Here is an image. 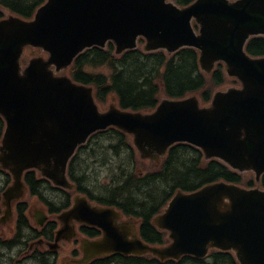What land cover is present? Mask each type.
I'll use <instances>...</instances> for the list:
<instances>
[{
	"label": "water",
	"instance_id": "95a60500",
	"mask_svg": "<svg viewBox=\"0 0 264 264\" xmlns=\"http://www.w3.org/2000/svg\"><path fill=\"white\" fill-rule=\"evenodd\" d=\"M166 0H47L26 22L18 17L0 21V115L7 128L0 146V166L13 175L5 193L7 221L11 201L25 190L23 173L37 169L56 185L70 187L67 165L79 145L100 129L115 126L134 135L142 158L165 156L176 143L200 148L206 159L218 158L233 170L264 174V58L245 52L251 36L264 35V0H198L179 10ZM201 26L196 35L191 20ZM147 37L146 50L182 46L201 50L202 69L210 73L223 61L229 76L242 88L215 94L211 107L200 108L196 97L165 99L150 115L121 111L114 105L99 111L93 88L74 83L56 71L68 68L87 48L113 40L122 50ZM27 46L49 54L32 58L26 68L21 57ZM70 220L97 226L104 237L85 242L88 261L98 255L153 253L160 259L183 255L205 257L210 248L233 251L240 264H264V190L244 189L220 182L190 194L177 193L155 218L172 242L152 247L137 236L133 223H120L114 208L92 206L77 197L64 213ZM63 233L60 232V236ZM58 236L57 241L61 238Z\"/></svg>",
	"mask_w": 264,
	"mask_h": 264
},
{
	"label": "trees",
	"instance_id": "16d2710c",
	"mask_svg": "<svg viewBox=\"0 0 264 264\" xmlns=\"http://www.w3.org/2000/svg\"><path fill=\"white\" fill-rule=\"evenodd\" d=\"M183 1L189 3L192 0H180ZM44 2L45 0H0V18L3 17L1 8H6L30 19ZM112 51V45H109L108 50H87L76 59L70 70L75 81L95 88L96 98L101 104H106L109 97L114 95L123 109L150 112L160 101L161 88L170 98H184L200 92L202 99L209 102L213 90L229 82L222 65L210 77L205 76L199 70L197 52L192 49L182 50L171 60H167L162 53L141 56L138 52L127 53L120 60H116ZM247 51L252 56H264V38L252 39ZM163 67L165 70L161 71ZM104 68L108 71H98ZM3 129L4 123L0 118V139ZM104 134L106 135L103 140L112 141L108 150L113 155L128 153V160L124 168L120 167V173L116 174L113 170L111 183L100 187L98 193L83 188L86 181L82 175H78L76 158L71 162L70 176L91 199L104 205L116 206L126 216L140 218L141 235L151 244L164 245L169 242L167 233L154 226L153 218L162 212L176 191H194L218 181L255 186L253 179L246 180L218 160L205 161L200 150L186 144L173 147L162 165L148 172L144 162L137 159L135 149L126 134L116 129H110ZM5 175L9 183L10 176ZM26 182L32 195H40L39 189L42 190L45 185L43 183H48L46 180H37L34 172L26 174ZM262 186L264 187V177ZM20 215V222H27L23 211ZM97 233L95 229L88 230L92 237ZM146 259L148 258L131 257L130 261L131 264H237L233 254L223 252L212 253L209 262L189 256L179 262L169 260L165 263L155 259L146 262Z\"/></svg>",
	"mask_w": 264,
	"mask_h": 264
},
{
	"label": "rangeland",
	"instance_id": "374dc122",
	"mask_svg": "<svg viewBox=\"0 0 264 264\" xmlns=\"http://www.w3.org/2000/svg\"><path fill=\"white\" fill-rule=\"evenodd\" d=\"M8 14V12L5 11V15ZM100 72H107V69H98ZM66 74H69L68 72ZM112 100L116 99L113 95L110 96ZM109 104H106L104 107L100 106L102 110H105V108H108ZM106 108V109H107ZM112 141L110 140H101L98 142V144L94 147L93 150L90 152L86 153L85 158L82 159V161L79 163L78 166V175L85 178V183L84 186L90 190H93L94 192H99V188L108 185L112 181V171L115 170L118 174L120 173V167L125 166V162L128 160V153H123L121 155H113L109 150L108 146ZM95 143V142H94ZM93 143V144H94ZM114 143V142H113ZM145 166L150 168L149 163H145ZM44 191V190H43ZM52 191L49 190V192L45 191V196L51 200H55L58 197H53ZM25 201L28 202L29 204V210H28V217L30 224L33 226H36V220L34 218V213L36 210H43L45 209L44 205L34 197H28V195L25 197ZM46 210V209H45ZM16 226V218L15 221L10 224L9 226H2V230H4L3 235L4 239H9L11 238L10 236L14 233V228ZM12 233V234H11ZM64 249H73L78 247V243H71V244H65L63 245ZM8 251L7 249H0V255L4 258V256H7L6 259L11 261L13 260L16 264L17 261L20 259H12L11 256L7 255ZM69 253V252H68ZM67 255V252H59L57 255L56 259L58 260L57 264H60V260ZM63 260H66L63 258ZM1 261V260H0ZM22 261V260H21ZM21 264H36L31 261H27L26 263H21ZM68 264V263H64ZM126 264V263H124Z\"/></svg>",
	"mask_w": 264,
	"mask_h": 264
},
{
	"label": "flooded vegetation",
	"instance_id": "af4514ba",
	"mask_svg": "<svg viewBox=\"0 0 264 264\" xmlns=\"http://www.w3.org/2000/svg\"><path fill=\"white\" fill-rule=\"evenodd\" d=\"M38 211L39 210H36L34 214L39 216ZM50 211H52L51 208H50ZM55 216H56V214L52 215V217H55ZM39 219H40V217H39ZM53 221H54V218L50 219V217H49L47 222H45V225H43L42 227H39L36 225V228H35V227L29 225V228H27V229H29L32 232V235H30V237L28 239H26L25 241L22 240V230H23L22 222H16V226L14 228L15 230L12 233L17 231V234L15 235V234L11 233L12 235L10 236L11 240L14 242H12L11 244H8V245H6V244L3 245L2 241H0V247H2L3 249H7V251H8L7 255L11 256L12 259H15L16 257H17L16 259H20L19 261L16 262V264H21L23 262L26 263L27 261H31V262H34L36 264H41L43 262L42 259L45 256H42L40 253L48 254L49 251H47V250L49 247H48L47 243L55 241L56 233L58 231V229H55V227L57 225ZM80 230L83 232H86V231H84V229L82 227H80ZM18 233H21V235ZM0 237H4V235L2 234V235H0ZM17 238H19V239H17ZM38 240H43V243L42 244L36 243ZM67 242L68 241H63L61 243L62 252H67V254H68V255H65L63 258H67V257L78 258L77 250H73V249L70 250L67 248L64 249L63 245L68 244ZM32 243H34V248L32 251H29ZM33 251H38V252H35V254L33 255V257H35V258L31 259V253ZM37 256H39V257H37ZM6 257L7 256H4V258L1 259L0 264H15V262L13 260L9 261L6 259ZM50 257L52 260H54V262H56L55 255H50L49 258ZM63 258L60 260L61 264L64 261Z\"/></svg>",
	"mask_w": 264,
	"mask_h": 264
}]
</instances>
